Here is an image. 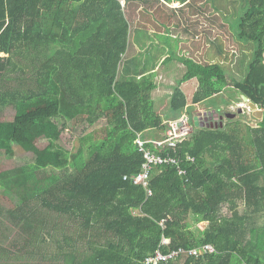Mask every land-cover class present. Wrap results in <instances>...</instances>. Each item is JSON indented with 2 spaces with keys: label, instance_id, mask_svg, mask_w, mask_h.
Here are the masks:
<instances>
[{
  "label": "trees",
  "instance_id": "1",
  "mask_svg": "<svg viewBox=\"0 0 264 264\" xmlns=\"http://www.w3.org/2000/svg\"><path fill=\"white\" fill-rule=\"evenodd\" d=\"M240 19L238 37L256 44L245 79H231L221 64L185 59L180 85L198 80L194 104L232 86L264 111V0H247ZM130 32L120 0H0V108L14 111L0 121V153L15 146L35 152L44 139L58 171L46 176L40 161L0 171V189L14 201L12 209L0 207V217L28 228L27 241L44 258L54 243L65 264H144L159 249L207 244L215 255L160 264H264V117L244 136L200 121L190 139L162 150L180 159L186 175L155 167L148 196L131 180L144 163L136 140L163 135L166 126L151 97L156 73L119 79ZM187 107L178 87L171 110ZM102 120L105 138L85 133L75 155L60 145L73 123Z\"/></svg>",
  "mask_w": 264,
  "mask_h": 264
},
{
  "label": "rangeland",
  "instance_id": "2",
  "mask_svg": "<svg viewBox=\"0 0 264 264\" xmlns=\"http://www.w3.org/2000/svg\"><path fill=\"white\" fill-rule=\"evenodd\" d=\"M142 3L130 0L125 7L127 18L131 24L128 53L125 54L119 70V79L137 80L144 72L154 71L157 88L151 92L155 102L156 113L164 120L178 117L181 113H173L171 99L178 87L188 99L187 112L194 117H204L216 114L223 117L225 128L230 133L239 132L240 136L247 133V126H258L260 119L253 116L249 110L248 101L234 87H226L220 94L204 99L194 104V96L199 92L197 79H192L182 85L181 80L187 72L185 58L201 64H221L231 79L243 81L249 63L255 55L256 44L246 42L238 37V24L247 7V0H192V4L173 12L165 2L152 0ZM178 5V4H177ZM176 5V6H177ZM176 57V61H161L162 56ZM182 56L178 61L177 58ZM185 57V58H184ZM242 108V113H238ZM9 111L14 112L12 108ZM228 114H236L229 119ZM107 121L102 120L94 127L87 123H73L63 133L60 145L75 155L81 146L80 138L89 131H96L98 138L106 137ZM161 133L151 131L150 135L159 137ZM35 152H25L20 147L10 153H4L0 159L2 170L8 171L19 166L28 165L34 169L36 162L46 167V176L52 178L58 173L55 159L49 149L48 141L40 139ZM250 155L255 158V152L250 149ZM209 163L213 161L208 157ZM0 189V207L12 209L14 201ZM224 214L230 215L229 208H224ZM3 218V217H1ZM8 219V218H5ZM11 223V222H8ZM200 226H206L202 223ZM16 235V234H15ZM46 259L41 254L29 259L30 264H65L66 258L58 254L56 245L50 244Z\"/></svg>",
  "mask_w": 264,
  "mask_h": 264
},
{
  "label": "built area",
  "instance_id": "3",
  "mask_svg": "<svg viewBox=\"0 0 264 264\" xmlns=\"http://www.w3.org/2000/svg\"><path fill=\"white\" fill-rule=\"evenodd\" d=\"M165 2L164 0H161ZM123 8L126 7V0H120ZM5 54L0 52V57ZM165 132L162 136L157 138L144 139L141 134H138L136 140L139 146L140 152L143 154L144 163L142 170L134 175L131 180L135 185L142 186L146 189L148 196L153 194L150 183L151 175L155 167L157 166H172L179 170L181 176L186 175V170L181 168L180 159L171 155L170 153H163L162 150L166 148L174 149L184 140L190 139L194 133V119L191 117L187 109L177 118L169 119L165 121ZM190 160L194 161V158L190 157ZM125 180L128 179L126 176ZM164 222V221H163ZM162 222V224H163ZM168 241L164 240L163 244H167ZM217 253L213 245L207 244L199 248L194 249H179L172 251L169 254L163 253L160 249L154 254L148 256L144 264H160L161 262L168 261L170 259L177 258L182 255H189L199 257L204 254L215 255Z\"/></svg>",
  "mask_w": 264,
  "mask_h": 264
},
{
  "label": "crops",
  "instance_id": "4",
  "mask_svg": "<svg viewBox=\"0 0 264 264\" xmlns=\"http://www.w3.org/2000/svg\"><path fill=\"white\" fill-rule=\"evenodd\" d=\"M156 1L159 2V0H156ZM151 2L153 1L148 0V3H151ZM160 3L162 4V2ZM163 4H166L168 7L172 8L173 12L174 11L180 12L178 10L184 7L181 5L180 2L176 0H173L172 4H168L166 2ZM190 4H192V0ZM181 57L182 56L177 58V61ZM175 58L176 57H172L168 54V55L162 56L161 61H176L174 60ZM179 61H183V59ZM151 72H154V71H151ZM9 109L10 108H3V107L0 108V121H6L12 118L14 112L12 111L10 112ZM160 136L162 135L160 134ZM147 138H148V135H147ZM1 157L2 158L4 157V153H0V159ZM0 171H5V170H2V168L0 167ZM8 222H11V223H8ZM14 222L15 221L13 219H4L0 217V264H30V262H28L29 259H32L36 257L37 255L36 254L37 252L36 244L29 243L27 241L28 236L30 234V230H27L28 228L27 229L20 228L22 223L16 224Z\"/></svg>",
  "mask_w": 264,
  "mask_h": 264
},
{
  "label": "water",
  "instance_id": "5",
  "mask_svg": "<svg viewBox=\"0 0 264 264\" xmlns=\"http://www.w3.org/2000/svg\"><path fill=\"white\" fill-rule=\"evenodd\" d=\"M245 100L248 101L249 110L253 113V116L257 119L263 120L264 117V111L258 107L255 103L248 100V98L245 97ZM242 108H239L238 113H242ZM227 117L229 119H234L236 117V114H228ZM202 119L200 116L194 117V127L198 128L200 126V121ZM206 122H209L208 127L212 128H219L223 127V117H220L216 114L210 115L209 117H206Z\"/></svg>",
  "mask_w": 264,
  "mask_h": 264
},
{
  "label": "flooded vegetation",
  "instance_id": "6",
  "mask_svg": "<svg viewBox=\"0 0 264 264\" xmlns=\"http://www.w3.org/2000/svg\"><path fill=\"white\" fill-rule=\"evenodd\" d=\"M210 115H213V114H208V115H206L205 117H204V123L207 125V126H209V122H206V117H209Z\"/></svg>",
  "mask_w": 264,
  "mask_h": 264
}]
</instances>
